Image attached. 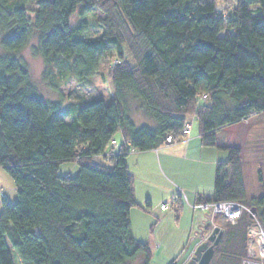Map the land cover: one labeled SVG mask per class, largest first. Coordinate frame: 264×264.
<instances>
[{
	"label": "trees",
	"instance_id": "trees-1",
	"mask_svg": "<svg viewBox=\"0 0 264 264\" xmlns=\"http://www.w3.org/2000/svg\"><path fill=\"white\" fill-rule=\"evenodd\" d=\"M28 1L0 0V169L18 197L2 201L0 264H150L147 245L131 234L126 160L168 145L167 137L185 139L187 116L201 148L227 153L209 200L197 203L244 207L240 142L264 132V0H232L221 13L219 0H38L32 20L20 3ZM93 10L104 16L95 40L84 37L82 21ZM75 13L81 20L72 27ZM35 37L37 54L78 83L107 70L112 100L80 99L66 122L58 104L37 94L24 63L9 57ZM130 96L152 126L131 122ZM66 163L77 176L58 174ZM251 208L264 227V186ZM249 217L237 223L241 260Z\"/></svg>",
	"mask_w": 264,
	"mask_h": 264
},
{
	"label": "rangeland",
	"instance_id": "rangeland-1",
	"mask_svg": "<svg viewBox=\"0 0 264 264\" xmlns=\"http://www.w3.org/2000/svg\"><path fill=\"white\" fill-rule=\"evenodd\" d=\"M37 1L38 0L20 2L30 20L34 17ZM231 3L232 0H219L216 8L218 12L221 13L222 8L226 7L228 9ZM102 19H104V16L98 10H93L82 18L86 26V33L84 35L86 39L95 40L102 37L103 30L99 25V21ZM80 20L78 14L75 13L71 18L70 25L75 27ZM36 47L37 37L33 38L20 53L10 55L9 57H16L24 63L29 74L30 82L36 89L37 94L45 101L58 104L59 112L63 114L66 122H69L70 119L67 113L69 114L70 111H73L74 105L77 104L80 99H101L105 102L112 100L113 97L108 91L105 79L108 72L107 70L96 74L89 80L78 83L69 77L67 71L61 70V68L57 67L51 61L45 62V60L37 54ZM3 56H6V53L0 49V57ZM127 114L136 127L143 125L152 126L146 108L140 101L132 96L127 98ZM186 122L191 124V135L189 138H196L198 128L195 119L187 116ZM181 139L182 138H179V141H181ZM114 140L117 144L116 147L122 144L121 136L116 135ZM240 143L241 171L245 189L244 209L249 211L247 214L250 216L249 219L252 220L251 226L256 222L262 227L256 218V212L253 214L250 210L254 209L251 208L252 202L263 195L264 132L253 134L248 141H241ZM182 150V145H177L175 148L159 147L157 151H153L152 154L146 153L139 156L135 153H130L126 163L130 174L134 178L136 196H141L145 190H150L153 202H158V206H160L161 203L159 198L164 190L167 191V194L172 193L173 190H181L186 196L192 191H197V189L212 191L216 164L225 162L227 160V153L204 149L202 150L201 161L198 163L184 159V152H182ZM98 161L102 165H108L102 158L98 159ZM0 173L9 181L10 185L14 187L13 181L9 175L2 169H0ZM58 174L60 176L65 175L66 177L74 178L78 174V166L72 163L62 164ZM229 174V171L226 169L222 170L220 174L225 183L228 182ZM167 179L171 180L176 185L171 187ZM13 195L15 196L14 201L11 203L12 205L15 204L18 199L16 192L15 194L13 193ZM8 196L10 200V197H12L10 193ZM168 202L169 201H166L164 203L168 204ZM1 206L2 204H0V208ZM194 206L195 205H193V207ZM246 207H248V209ZM169 209L168 207L167 210ZM132 213L139 214V210L135 209ZM245 213L246 212H243L241 217ZM199 214L201 217L203 216V221L201 226L193 233V239L205 244L208 243L209 237L212 236L215 231L217 234L214 240L219 236L216 245L214 241L208 245V247H211L213 250V256L209 264H243V260L246 256L245 250V256L241 260L244 252V232H241L242 230L239 228V224L237 225L241 217L235 224H228L221 220V218L213 216L211 213L206 212ZM135 220L136 219H133V227L139 225V222ZM262 228L264 229V227ZM194 253L195 251L193 253L191 252L188 260H186L189 261ZM138 263L137 260L134 264Z\"/></svg>",
	"mask_w": 264,
	"mask_h": 264
},
{
	"label": "crops",
	"instance_id": "crops-1",
	"mask_svg": "<svg viewBox=\"0 0 264 264\" xmlns=\"http://www.w3.org/2000/svg\"><path fill=\"white\" fill-rule=\"evenodd\" d=\"M177 145H182L184 159L200 163L202 150L204 149L199 146L197 137L181 139L177 143L162 147L175 148ZM152 152L146 153L152 154ZM146 153L135 154L140 156ZM167 182L171 187L176 185L169 179H167ZM133 189L136 207L130 211L132 238L147 245L151 256L150 264L184 263L193 249L194 240L192 235L203 221V216L201 217L199 214L201 212L193 210L192 207L199 198L209 199L212 191L197 189V191H192L186 196L181 190H173L169 194L164 190L159 198L160 203L169 201L173 204L169 210H161L158 202H153L150 190H145L141 196H136L135 187ZM0 192L5 195L3 202L11 204L14 201L15 195L13 193L15 194L16 189L10 185L1 173ZM9 193L12 196L10 200ZM135 209L139 210V214L132 213ZM133 219L139 222L138 226L133 227Z\"/></svg>",
	"mask_w": 264,
	"mask_h": 264
},
{
	"label": "built area",
	"instance_id": "built-area-1",
	"mask_svg": "<svg viewBox=\"0 0 264 264\" xmlns=\"http://www.w3.org/2000/svg\"><path fill=\"white\" fill-rule=\"evenodd\" d=\"M200 100L202 102L206 101L205 96H201ZM190 125H186L182 131V137L188 139L190 136ZM165 143L170 145L175 142L171 137H167ZM115 145V142H112V146ZM5 199L4 193L0 192V204ZM168 207H171V202L162 203L160 205L161 210H167ZM195 211L201 213H211L217 218H221L225 223L235 224L236 221L241 217L243 212L248 213L249 211L245 210L243 206L236 203H213V202H203L196 203L193 207ZM194 240V239H193ZM202 244V242H197L194 240V245L192 253ZM246 256L243 260V264H264V229L254 223L251 227L248 228L246 232ZM190 255V254H189ZM188 255V258H189ZM187 258V260H188ZM185 260V262L187 261ZM188 262V261H187ZM186 262V263H187ZM185 263V264H186Z\"/></svg>",
	"mask_w": 264,
	"mask_h": 264
},
{
	"label": "water",
	"instance_id": "water-1",
	"mask_svg": "<svg viewBox=\"0 0 264 264\" xmlns=\"http://www.w3.org/2000/svg\"><path fill=\"white\" fill-rule=\"evenodd\" d=\"M251 213H255V209L250 210ZM216 231L212 236L209 237L208 243L201 244L196 250L193 257L186 264H209L211 257L213 256L212 248L208 247V245L214 241L216 245L218 243L219 236H217L216 240L214 237L216 236ZM220 235V234H218Z\"/></svg>",
	"mask_w": 264,
	"mask_h": 264
}]
</instances>
